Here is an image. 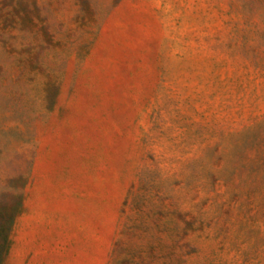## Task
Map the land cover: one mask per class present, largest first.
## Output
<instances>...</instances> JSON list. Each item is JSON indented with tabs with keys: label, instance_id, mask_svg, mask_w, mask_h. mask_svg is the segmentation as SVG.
Instances as JSON below:
<instances>
[{
	"label": "rangeland",
	"instance_id": "obj_1",
	"mask_svg": "<svg viewBox=\"0 0 264 264\" xmlns=\"http://www.w3.org/2000/svg\"><path fill=\"white\" fill-rule=\"evenodd\" d=\"M0 264H264V0H0Z\"/></svg>",
	"mask_w": 264,
	"mask_h": 264
}]
</instances>
